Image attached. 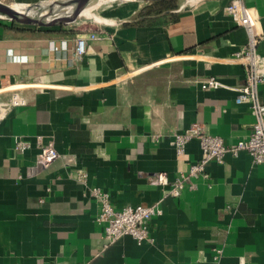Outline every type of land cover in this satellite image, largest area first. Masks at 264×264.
I'll return each instance as SVG.
<instances>
[{
    "label": "crops",
    "instance_id": "0c3cea01",
    "mask_svg": "<svg viewBox=\"0 0 264 264\" xmlns=\"http://www.w3.org/2000/svg\"><path fill=\"white\" fill-rule=\"evenodd\" d=\"M230 1L201 0L165 25L129 6L106 17L133 22L102 32L86 22L64 31L0 21V98L18 88L26 102L0 122V264H264V164L227 154L207 164L208 181L187 178L176 197L150 183L156 173L173 182L199 160L197 140L182 155L173 145L191 125L226 146L251 132L249 106L235 103L244 70L233 58L247 36L224 10ZM243 3L264 32V0ZM89 31L97 38L75 62V40ZM208 77L223 87L202 90ZM258 93L264 104V84ZM36 136L59 154L42 170ZM17 137L32 144L24 154ZM95 187L116 210L158 206L153 241L124 236L104 247Z\"/></svg>",
    "mask_w": 264,
    "mask_h": 264
},
{
    "label": "built area",
    "instance_id": "2783aa9c",
    "mask_svg": "<svg viewBox=\"0 0 264 264\" xmlns=\"http://www.w3.org/2000/svg\"><path fill=\"white\" fill-rule=\"evenodd\" d=\"M225 12L236 25L242 28L247 36L246 43L242 50L234 55L235 60H239L243 65L244 82L235 89L236 104H247L254 116L250 134L233 146H226L223 140L216 136H211L198 124L191 125L181 134H175L173 145L177 155H182L185 145L191 140H197L201 150L199 160L190 165L186 175L181 174L180 178L169 182L165 173H156L150 178V183L165 189V194L176 197L185 186L187 178H201L208 181L209 176L205 169L207 164L214 162L222 164L225 155L236 157L240 152H246L253 165L264 164V104L261 102L258 93V86L264 84V55L259 52V46L264 39L260 20L254 9L244 5L243 0H232L225 7ZM99 32L103 30L97 26ZM97 35L89 31L86 35L76 38L72 60L80 62L86 52L88 40H94ZM59 48L64 50L65 43L60 42ZM202 90H216L223 85L214 77H208L201 81ZM26 105L25 99L21 96L18 88L10 90L9 96L0 98V122L13 109ZM31 142L17 137L14 140V151L24 154L31 148ZM34 145L38 150L35 159V170L47 168L51 163L59 158L54 144L51 140H44L41 136H36ZM81 184H86V174L77 176ZM90 197L95 199L99 205L95 221L102 225L104 247L115 243L124 236H130L137 244L150 243L152 238L149 235L148 224L150 220L161 214L158 206H125L120 210L114 209L109 196L99 188H91ZM219 254L221 250H216ZM63 264V263H59Z\"/></svg>",
    "mask_w": 264,
    "mask_h": 264
},
{
    "label": "water",
    "instance_id": "95a60500",
    "mask_svg": "<svg viewBox=\"0 0 264 264\" xmlns=\"http://www.w3.org/2000/svg\"><path fill=\"white\" fill-rule=\"evenodd\" d=\"M163 1L168 0H38L34 2L0 0V21L37 28H68L76 25L77 22H90L97 26H117L133 21L109 19L101 16L96 10L108 3L122 2L128 5L127 7L142 8ZM199 1L201 0H183L176 9L163 11L149 18L178 14ZM96 16L100 20H96L94 18ZM139 19L141 18L137 20Z\"/></svg>",
    "mask_w": 264,
    "mask_h": 264
},
{
    "label": "trees",
    "instance_id": "16d2710c",
    "mask_svg": "<svg viewBox=\"0 0 264 264\" xmlns=\"http://www.w3.org/2000/svg\"><path fill=\"white\" fill-rule=\"evenodd\" d=\"M176 8H177L176 0L157 2L142 8L139 11L138 15L143 17L151 16V15L159 14L163 11L173 10ZM176 18H177V14H166L161 16L159 19L154 20L153 23L165 25L168 24L169 22H173ZM148 23L151 24L150 22ZM59 28L64 31L67 30V28H63V27H59Z\"/></svg>",
    "mask_w": 264,
    "mask_h": 264
},
{
    "label": "rangeland",
    "instance_id": "374dc122",
    "mask_svg": "<svg viewBox=\"0 0 264 264\" xmlns=\"http://www.w3.org/2000/svg\"><path fill=\"white\" fill-rule=\"evenodd\" d=\"M108 1H113V0H108ZM180 1H183V0H176V4L179 3ZM128 5H125L123 4L122 2H116V3H108V4H104L102 5L100 8L97 9L98 13L101 14V16L103 17H106L108 16L109 14H115V12L118 13V11H115V10H118L120 9L121 12L124 11L125 8H129L127 7ZM137 6L133 7V8H136ZM116 13V14H117ZM123 14L125 13L122 12ZM127 13V12H126ZM130 13V12H128ZM132 15V14H131ZM85 21V20H84ZM87 24H91L90 22H86ZM75 24H79V22L75 23ZM95 26V25H94Z\"/></svg>",
    "mask_w": 264,
    "mask_h": 264
},
{
    "label": "bare ground",
    "instance_id": "6f19581e",
    "mask_svg": "<svg viewBox=\"0 0 264 264\" xmlns=\"http://www.w3.org/2000/svg\"><path fill=\"white\" fill-rule=\"evenodd\" d=\"M96 11H97V10H96ZM91 15H92V14H91ZM94 18H95L96 20H100V18H99V17H97V16H96V17H94Z\"/></svg>",
    "mask_w": 264,
    "mask_h": 264
}]
</instances>
